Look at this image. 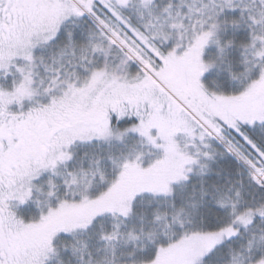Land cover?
Wrapping results in <instances>:
<instances>
[{"label": "snow or ice", "instance_id": "obj_1", "mask_svg": "<svg viewBox=\"0 0 264 264\" xmlns=\"http://www.w3.org/2000/svg\"><path fill=\"white\" fill-rule=\"evenodd\" d=\"M0 264H264V0H0Z\"/></svg>", "mask_w": 264, "mask_h": 264}]
</instances>
